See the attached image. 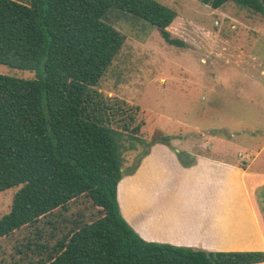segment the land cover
I'll list each match as a JSON object with an SVG mask.
<instances>
[{
	"label": "trees",
	"instance_id": "obj_1",
	"mask_svg": "<svg viewBox=\"0 0 264 264\" xmlns=\"http://www.w3.org/2000/svg\"><path fill=\"white\" fill-rule=\"evenodd\" d=\"M199 1L264 15V0ZM113 13L184 47L170 32L175 12L157 0H0V65L36 76L0 75V193L19 188L0 218V255L25 233L0 264L264 263V252L147 242L123 218L124 155L144 141L139 110L98 89L125 43Z\"/></svg>",
	"mask_w": 264,
	"mask_h": 264
},
{
	"label": "rangeland",
	"instance_id": "obj_2",
	"mask_svg": "<svg viewBox=\"0 0 264 264\" xmlns=\"http://www.w3.org/2000/svg\"><path fill=\"white\" fill-rule=\"evenodd\" d=\"M157 1L175 12L170 32L183 48L166 43L148 23L116 13L109 17L125 43L98 89L139 110L135 124L142 125L139 137L144 141L125 153L124 175L135 170L145 152L162 144L173 147L181 167L196 161L185 150L194 149V154L238 163L263 182L264 15L232 2L216 10L199 0ZM0 75L36 78L3 65ZM153 139L160 142L152 144ZM18 190L0 193V218L10 211ZM254 194L264 217V183ZM24 235L2 241L7 254L0 257L7 258Z\"/></svg>",
	"mask_w": 264,
	"mask_h": 264
},
{
	"label": "crops",
	"instance_id": "obj_3",
	"mask_svg": "<svg viewBox=\"0 0 264 264\" xmlns=\"http://www.w3.org/2000/svg\"><path fill=\"white\" fill-rule=\"evenodd\" d=\"M185 150L196 160L190 167L177 163L173 147L156 144L135 170L123 172L118 186L123 218L147 242L205 252H264V217L254 194L264 181L238 163Z\"/></svg>",
	"mask_w": 264,
	"mask_h": 264
}]
</instances>
